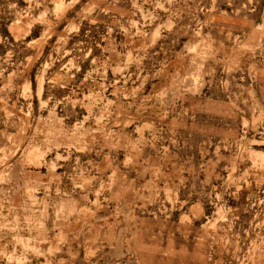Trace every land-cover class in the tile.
Returning <instances> with one entry per match:
<instances>
[{
	"label": "rangeland",
	"instance_id": "374dc122",
	"mask_svg": "<svg viewBox=\"0 0 264 264\" xmlns=\"http://www.w3.org/2000/svg\"><path fill=\"white\" fill-rule=\"evenodd\" d=\"M0 264H264V0H0Z\"/></svg>",
	"mask_w": 264,
	"mask_h": 264
}]
</instances>
